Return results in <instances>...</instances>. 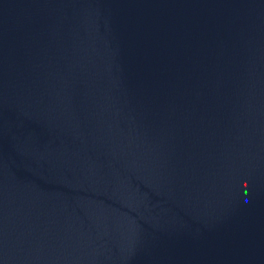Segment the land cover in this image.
Returning <instances> with one entry per match:
<instances>
[{
    "label": "water",
    "instance_id": "95a60500",
    "mask_svg": "<svg viewBox=\"0 0 264 264\" xmlns=\"http://www.w3.org/2000/svg\"><path fill=\"white\" fill-rule=\"evenodd\" d=\"M0 264H264V0H0Z\"/></svg>",
    "mask_w": 264,
    "mask_h": 264
}]
</instances>
